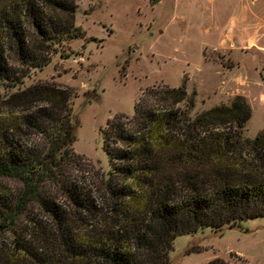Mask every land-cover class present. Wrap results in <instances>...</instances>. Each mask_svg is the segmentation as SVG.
Here are the masks:
<instances>
[{
  "label": "trees",
  "instance_id": "trees-1",
  "mask_svg": "<svg viewBox=\"0 0 264 264\" xmlns=\"http://www.w3.org/2000/svg\"><path fill=\"white\" fill-rule=\"evenodd\" d=\"M76 10L77 0H0V82L46 66L79 34ZM185 99V85L150 88L134 114L109 118L111 168L90 173L73 147L72 89L42 80L11 92L0 177L21 184L0 186V264H166L178 234L264 215V131L241 137L250 103L237 95L191 118Z\"/></svg>",
  "mask_w": 264,
  "mask_h": 264
},
{
  "label": "rangeland",
  "instance_id": "rangeland-1",
  "mask_svg": "<svg viewBox=\"0 0 264 264\" xmlns=\"http://www.w3.org/2000/svg\"><path fill=\"white\" fill-rule=\"evenodd\" d=\"M75 24L79 34L58 45L46 66L32 67L17 86L0 82V102L42 80L71 88L73 147L90 173L111 168L108 119L134 114L150 88L185 85L189 100L180 105L191 118L244 96L252 113L241 137L264 131V0H77ZM1 184L16 189L21 182L1 176ZM169 254L166 264H206L215 256L264 264V215L180 233Z\"/></svg>",
  "mask_w": 264,
  "mask_h": 264
},
{
  "label": "water",
  "instance_id": "water-1",
  "mask_svg": "<svg viewBox=\"0 0 264 264\" xmlns=\"http://www.w3.org/2000/svg\"><path fill=\"white\" fill-rule=\"evenodd\" d=\"M159 0H154V2H158Z\"/></svg>",
  "mask_w": 264,
  "mask_h": 264
}]
</instances>
